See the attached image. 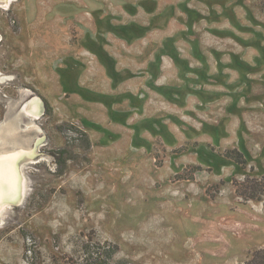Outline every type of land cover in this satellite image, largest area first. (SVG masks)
<instances>
[{
    "label": "rangeland",
    "instance_id": "obj_1",
    "mask_svg": "<svg viewBox=\"0 0 264 264\" xmlns=\"http://www.w3.org/2000/svg\"><path fill=\"white\" fill-rule=\"evenodd\" d=\"M13 149L26 192L0 208V264H80L97 242L113 262L246 264L264 203L233 180L264 174V0L0 1Z\"/></svg>",
    "mask_w": 264,
    "mask_h": 264
},
{
    "label": "trees",
    "instance_id": "obj_2",
    "mask_svg": "<svg viewBox=\"0 0 264 264\" xmlns=\"http://www.w3.org/2000/svg\"><path fill=\"white\" fill-rule=\"evenodd\" d=\"M225 155L242 166L246 165V159L237 149L227 150ZM233 185L236 195L243 202L258 200L264 203V174L259 177L247 174L241 180H233ZM107 244L109 247H106ZM117 249L116 244L97 242L84 251L86 256L80 264H130L125 260L112 261ZM246 264H264V249L254 250Z\"/></svg>",
    "mask_w": 264,
    "mask_h": 264
},
{
    "label": "bare ground",
    "instance_id": "obj_3",
    "mask_svg": "<svg viewBox=\"0 0 264 264\" xmlns=\"http://www.w3.org/2000/svg\"><path fill=\"white\" fill-rule=\"evenodd\" d=\"M0 1L6 5L10 2V0ZM35 107V105L30 107L31 110L28 112L36 114ZM22 155V150L17 151L15 149L0 154V208L7 203H15L21 200L26 192L25 181L18 166V160Z\"/></svg>",
    "mask_w": 264,
    "mask_h": 264
},
{
    "label": "water",
    "instance_id": "obj_4",
    "mask_svg": "<svg viewBox=\"0 0 264 264\" xmlns=\"http://www.w3.org/2000/svg\"><path fill=\"white\" fill-rule=\"evenodd\" d=\"M25 107H27V105Z\"/></svg>",
    "mask_w": 264,
    "mask_h": 264
}]
</instances>
